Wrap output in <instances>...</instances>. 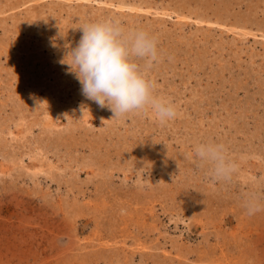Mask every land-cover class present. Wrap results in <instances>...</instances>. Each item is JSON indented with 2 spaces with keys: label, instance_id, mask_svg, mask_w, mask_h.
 I'll list each match as a JSON object with an SVG mask.
<instances>
[{
  "label": "rangeland",
  "instance_id": "rangeland-1",
  "mask_svg": "<svg viewBox=\"0 0 264 264\" xmlns=\"http://www.w3.org/2000/svg\"><path fill=\"white\" fill-rule=\"evenodd\" d=\"M143 29L175 106L113 118L60 61L79 28ZM64 36H61V34ZM223 144L212 180L188 159ZM264 0H0V264H264Z\"/></svg>",
  "mask_w": 264,
  "mask_h": 264
},
{
  "label": "clouds",
  "instance_id": "clouds-1",
  "mask_svg": "<svg viewBox=\"0 0 264 264\" xmlns=\"http://www.w3.org/2000/svg\"><path fill=\"white\" fill-rule=\"evenodd\" d=\"M77 29L82 33L79 41L74 47L70 41L65 44L66 52L60 62L68 65L87 99L101 108H109L113 118L147 108H151L161 123L175 117V106L154 95V82L137 62L143 60L145 65H150L157 59L154 36L143 29H126L113 19L87 22ZM185 158L205 168L214 181L230 180L236 169L225 146L212 141L196 144L194 155L188 153ZM244 207L253 214L264 210V200L250 194Z\"/></svg>",
  "mask_w": 264,
  "mask_h": 264
}]
</instances>
